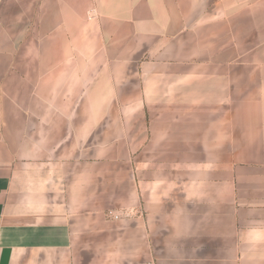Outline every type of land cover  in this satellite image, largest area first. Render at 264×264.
I'll use <instances>...</instances> for the list:
<instances>
[{
	"label": "crops",
	"instance_id": "0c3cea01",
	"mask_svg": "<svg viewBox=\"0 0 264 264\" xmlns=\"http://www.w3.org/2000/svg\"><path fill=\"white\" fill-rule=\"evenodd\" d=\"M64 5L56 32L63 52L45 50L40 71H0V264H264V83L247 108L235 87L241 71L217 73V98L203 75L207 97L187 106L190 120L170 126L169 166L138 169L136 190L113 206L118 219L98 202L91 162L98 103L116 89L108 65L129 63L124 48L226 47L227 32L241 48L243 17L264 39V0ZM245 76L264 80V71Z\"/></svg>",
	"mask_w": 264,
	"mask_h": 264
},
{
	"label": "rangeland",
	"instance_id": "374dc122",
	"mask_svg": "<svg viewBox=\"0 0 264 264\" xmlns=\"http://www.w3.org/2000/svg\"><path fill=\"white\" fill-rule=\"evenodd\" d=\"M60 1L62 5H59ZM65 1L0 0V71L4 68L10 70L11 64L12 70L24 73L40 71L45 50H49L50 55L63 52L66 43L62 41L59 46L56 32L57 10L65 6ZM43 17L48 21L46 29L51 30L50 38L45 39L49 42L46 49ZM215 19L217 17L211 16V23ZM242 28L241 48L233 44L234 33L227 32L226 47L149 48L130 45L123 49L129 53L122 57L129 63L108 65L115 73L116 89L113 96L106 97L108 102L98 103L101 110L97 112V143L92 144L97 147L98 156L91 161L97 163L98 202L106 206L107 217L118 219L122 216L115 213L113 206L124 203L129 189L136 190L140 167L149 170L169 166L172 147L169 137L176 129L170 126L177 123L180 127L182 122L190 120L193 113L186 111L187 106L201 104L202 98L207 97L203 91L206 86H202L201 81L203 75L209 74L208 94L211 98H217V73L222 71L243 73L235 85L242 95L243 107L252 103L251 93L260 92L264 80L251 81L245 78V74L264 71L263 34L256 37L258 33H251L250 24L244 17ZM212 34L211 31L210 43L217 44V38L212 42L216 35ZM219 55H224L227 60L217 63ZM205 56L209 57V63H201ZM202 65H208L209 71L199 72ZM233 82L226 79V87H234ZM246 114H250L249 111ZM107 130L110 132L105 137ZM145 139L146 142L142 143ZM178 148L179 152L185 153V144L178 145ZM181 163H185L184 159H179V165ZM118 209L120 211L121 207Z\"/></svg>",
	"mask_w": 264,
	"mask_h": 264
},
{
	"label": "built area",
	"instance_id": "2783aa9c",
	"mask_svg": "<svg viewBox=\"0 0 264 264\" xmlns=\"http://www.w3.org/2000/svg\"><path fill=\"white\" fill-rule=\"evenodd\" d=\"M149 264H154V263H149Z\"/></svg>",
	"mask_w": 264,
	"mask_h": 264
}]
</instances>
